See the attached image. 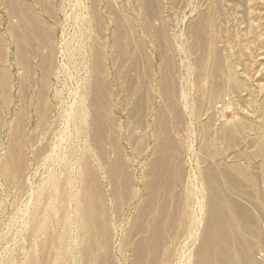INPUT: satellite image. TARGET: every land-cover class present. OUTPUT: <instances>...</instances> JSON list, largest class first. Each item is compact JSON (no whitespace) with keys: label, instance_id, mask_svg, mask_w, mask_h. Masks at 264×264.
Here are the masks:
<instances>
[{"label":"rangeland","instance_id":"obj_1","mask_svg":"<svg viewBox=\"0 0 264 264\" xmlns=\"http://www.w3.org/2000/svg\"><path fill=\"white\" fill-rule=\"evenodd\" d=\"M0 264H264V0H0Z\"/></svg>","mask_w":264,"mask_h":264},{"label":"bare ground","instance_id":"obj_2","mask_svg":"<svg viewBox=\"0 0 264 264\" xmlns=\"http://www.w3.org/2000/svg\"><path fill=\"white\" fill-rule=\"evenodd\" d=\"M40 32V31H39ZM39 34V33H38ZM41 34V33H40ZM40 37V36H39ZM42 38H43V36H42ZM43 42V41H42ZM102 86V85H101ZM100 88V87H99ZM102 88V87H101ZM98 93V92H97ZM103 93V92H102ZM97 96H99V95H97ZM96 96V97H97ZM100 98V97H99ZM101 99V98H100ZM100 101V100H99ZM103 101V100H102ZM101 101V102H102ZM96 103H98L97 101H96ZM103 103V102H102ZM98 105V104H97ZM94 106V105H93ZM99 106V105H98ZM95 107V106H94ZM94 110V109H93ZM99 110V109H98ZM97 113V112H96ZM95 113V114H96ZM96 119V118H95ZM95 121H97V120H95ZM93 123V122H92ZM101 123V122H100ZM96 126V125H95ZM94 127V126H93ZM99 128H101V127H99ZM94 129V128H93ZM96 129H97V127H96ZM102 130V129H101ZM95 132V131H94ZM19 134V133H18ZM101 134H102V132H101ZM98 135H99V133H98ZM104 136V135H103ZM103 138V137H102ZM17 139V138H16ZM99 139V138H98ZM104 140H105V138H104ZM19 141V140H18ZM17 142V141H16ZM99 142V141H98ZM101 147V146H100ZM15 149V148H14ZM98 149V148H97ZM102 149V148H101ZM100 151V150H99ZM15 152V151H14ZM10 154H11V151H10ZM13 154V153H12ZM12 157V156H11ZM14 158V157H13ZM83 158V157H82ZM9 160V159H8ZM83 161V160H82ZM88 162V161H87ZM159 162H160V160H159ZM87 164V163H86ZM84 166H85V164H84ZM87 166V165H86ZM85 167H83V169H84ZM10 169V168H9ZM86 169V168H85ZM84 169V170H85ZM88 169V168H87ZM12 171V170H11ZM8 172V171H7ZM18 172V171H17ZM83 172V171H82ZM85 172V174H87L86 173V170L84 171ZM87 172H89L90 173V171H89V169H88V171ZM154 172V171H153ZM159 172V171H158ZM88 173V174H89ZM82 174V173H81ZM91 174V173H90ZM80 175V174H79ZM83 175H84V173H83ZM92 175V174H91ZM213 175V174H212ZM220 175V174H219ZM81 176V175H80ZM86 176V175H85ZM86 177H88V176H86ZM91 177V176H90ZM89 177V178H90ZM82 178V177H81ZM88 178V179H89ZM92 178V177H91ZM90 178V179H91ZM86 179V178H85ZM84 179V180H85ZM94 179V178H93ZM95 180V179H94ZM93 181V180H92ZM83 182V181H82ZM85 182V181H84ZM89 183V182H88ZM222 183V182H221ZM91 184V183H90ZM86 185L88 186V184H87V180H86ZM85 185V186H86ZM90 187V186H89ZM92 187V186H91ZM91 187L89 188V190L91 189ZM87 189H88V187H86ZM84 189V188H83ZM87 189H84L85 191H86V193H89L90 192V194H91V191L93 190H91V191H89V192H87ZM83 191V190H82ZM213 192H214V190H212ZM211 192V191H210ZM81 193H83V192H81ZM93 193V192H92ZM97 193V192H96ZM84 194V193H83ZM83 194H81V196L83 195ZM85 195V194H84ZM82 196V198L83 197H85V196ZM87 195V194H86ZM93 195V194H92ZM88 197L90 196L89 194L87 195ZM96 198V197H95ZM215 198V197H214ZM83 199H86V198H83ZM94 198H92V200H93ZM154 199V198H153ZM226 199V198H225ZM88 202H87V204H86V206H83L84 205V203H82V201H81V203H82V209L80 210V208L79 209H77L79 212H80V214L79 215H81L82 214V217H81V219L79 220V222H80V224L81 225H83V227L87 224V226L89 225L90 226V228H91V224L93 223V220H92V218H91V215L94 213H92V211H94V209H96V208H94L93 206L94 205H92V203L91 202H93L94 203V201H92L91 199L90 200H88V198L86 199ZM86 200H84V201H86ZM89 201H91V202H89ZM222 201V200H221ZM213 203V202H212ZM95 204V203H94ZM98 204V203H97ZM147 205V204H146ZM216 205H217V203H216ZM222 205V204H221ZM229 205V204H228ZM81 206H79V207H81ZM96 206V205H95ZM234 206V205H233ZM97 207V206H96ZM225 207V206H224ZM94 208V209H93ZM100 208V207H99ZM98 209V208H97ZM81 211H82V213H81ZM98 211V210H97ZM214 213V212H213ZM218 215V214H217ZM142 217H143V215H142ZM91 218V219H90ZM92 220V222H90ZM212 222H213V220H212ZM89 223H91V224H89ZM215 225H216V223H214ZM213 224V225H214ZM80 226V225H79ZM86 226V227H87ZM89 226H88V228H89ZM221 226H222V224H221ZM211 227V226H210ZM84 229H86V228H84ZM219 235V234H218ZM215 237V236H214ZM205 242V241H204ZM226 242V241H225ZM141 245V244H140ZM209 247V246H208ZM228 247V246H227ZM228 249V248H227Z\"/></svg>","mask_w":264,"mask_h":264}]
</instances>
